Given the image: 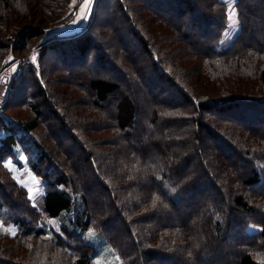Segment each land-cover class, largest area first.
<instances>
[{"label": "trees", "instance_id": "trees-1", "mask_svg": "<svg viewBox=\"0 0 264 264\" xmlns=\"http://www.w3.org/2000/svg\"><path fill=\"white\" fill-rule=\"evenodd\" d=\"M1 1L0 66L11 48L30 51L5 105L19 96L29 113L0 121V218L17 228L0 231V264H101L99 240L117 264H264V0H233L229 38L227 0H97L84 29L45 39L38 67L40 42L26 38L42 32L16 47L4 38L77 0ZM68 51L99 70H71ZM225 79L234 83L213 86ZM22 154L43 181L41 206L5 164L23 165Z\"/></svg>", "mask_w": 264, "mask_h": 264}, {"label": "rangeland", "instance_id": "rangeland-1", "mask_svg": "<svg viewBox=\"0 0 264 264\" xmlns=\"http://www.w3.org/2000/svg\"><path fill=\"white\" fill-rule=\"evenodd\" d=\"M19 1H21V0H19ZM24 1L30 2V0H22L23 4H24ZM227 1H229L230 14H229V28L226 31L225 36L227 38H229L237 32L238 24H237V18H236L237 11L234 7L233 0H227ZM96 2H97V0H89L90 6L85 9V7H84L85 0H77L76 3L71 4L67 8L66 11L62 12L63 15L59 19H56L53 21H49V19H48L47 24H45L43 26H37L38 23H36L35 26H33V24L30 23V21L28 20L26 23L28 25H30L29 26V27H31L30 29L25 30V31L23 30L22 32H19L17 36L15 35L16 37L7 36L4 38V41L6 43H8V45H11V47L12 46L16 47L17 42L20 39L25 38L26 35L33 34L34 32H37V31L42 32L41 33L42 35L40 34L39 37L36 38V40H35V36H33V37L29 36L28 38H26V40H29V39L33 40L35 43L37 42V40L40 42L39 45H37L38 43L36 44V46L34 44V47L31 50L32 54L30 55L31 63H34L35 65H37L36 67H38L39 66L38 58L40 55L41 46L45 43V39L48 36L55 34V33H57V34H70V33H75V32L77 33L78 31L84 29V26L87 25L88 23H90V21L92 19V15H93V12L95 10ZM26 6H28V3L26 4ZM26 6H24V8H26ZM3 10H4V7L2 4V1L0 0V16H1V14H3ZM24 12H26V14H27V11H24ZM170 12H173V11H170ZM28 15L29 14H27V16H25V21L27 20V18H29ZM121 24H122V27H121L122 33L123 32L126 33L125 34V41L128 44L127 46L132 51V54L134 55L135 59L138 60V63L141 66V68H143V71H145L147 75L148 74L151 75L152 74V68L150 66V60L148 58L147 52L140 45L139 41L136 38H134L132 35H130V33L128 32L127 24H125L123 22ZM195 31H196V35H197L198 34L197 27L195 28ZM104 45H105L104 49L109 51V45H108V49L106 47V44H104ZM29 51H30L29 47H26V49L23 48L21 51H17V52H13V49L11 48L10 52L5 56V59L2 62L1 66L3 65V63L5 61L12 62L13 67H14L13 74H15L16 70H18L20 68L19 66H22L23 63L24 64L27 63L25 61L27 59L24 58V56L26 57V55ZM55 54H56V52L48 51L46 66L49 64L50 59H55ZM33 56L36 57L35 60L32 59ZM65 58L67 61L66 66L68 68H70L71 70H73L74 68H78L81 71V70H83L81 68L85 67V69L83 70L84 76L91 77V76L95 75V71L99 70V67L97 66V64L95 62H92L91 60H88L87 63H85V61L84 62L83 61L82 62L81 61L74 62L75 57H72V55L69 53V51L66 53ZM1 66H0V69H1ZM228 68L231 69V67H228ZM64 74L65 73L63 71H59V72H56L54 75L58 76V77H62ZM115 75H116V73H115ZM230 79L233 80L234 78H230ZM232 80L228 81L227 79H225L220 83L219 82L214 83L213 86L222 89V87H226L227 84L232 85V83H234ZM157 81H158V86H161L162 82L158 78H157ZM65 84H63V87L65 86ZM19 89H20V92H18V94L22 93L23 91H29L27 89V87H19ZM176 92L177 91L173 87H167V89L165 91V96H167V98H172V99L175 98L177 100L178 99L182 100L180 95L177 94ZM17 98H19V96H17L15 99H13L11 102V105L6 108L5 115H6V113L7 114L11 113L16 117H24L26 114L29 113V110L21 102L17 101V103L13 104V102ZM52 122L55 123L56 125L58 124V120L55 118L52 119ZM38 130L41 131L42 134H44L45 131L47 132V128H46V126H44V124L41 125L38 128ZM58 133H59V129L57 130V134ZM61 140L64 142L65 146L71 145V143L68 142V140L66 139V137L64 135L61 137ZM74 148H76V147H74ZM21 159L22 160L24 159L23 161L25 162L26 161V155L22 154ZM5 164H6L7 168H9L12 171L13 175L16 177V179L19 181V183L22 184L28 190L29 194L31 195V197L33 199V202H35L41 206L43 203V195L45 193V187H44V184H43V181L41 180V178H39L29 167H26V165L25 166H17L16 161H15V157H13V156H9L6 159ZM208 188H210L209 185H208ZM210 192L213 193L212 190ZM214 193H213V195H215ZM0 215H2V214L0 213ZM59 222L60 221L57 219H51L49 221V224H51L55 228H58L59 224H60ZM46 223H47V221H46ZM0 231L1 232H7L10 234L11 233L14 234L17 231V228L13 224L9 223L8 221H6V220L4 221L2 218H0ZM8 241L9 240H5V239L0 240V248L5 243H7ZM99 241H95V242L100 245V248H99L100 252H99L98 259L101 262V264H117L113 254L109 253L108 250L106 249V245L104 244L102 246L101 242H99ZM2 248H4V247H2ZM5 250L8 251V249H5ZM19 252H25V250L22 249ZM2 257H3L2 259H10V260L14 261L10 257V255L2 256ZM15 263H17V264L23 263L24 264L25 262L17 259V260H15Z\"/></svg>", "mask_w": 264, "mask_h": 264}, {"label": "built area", "instance_id": "built-area-1", "mask_svg": "<svg viewBox=\"0 0 264 264\" xmlns=\"http://www.w3.org/2000/svg\"><path fill=\"white\" fill-rule=\"evenodd\" d=\"M15 63V62H14ZM14 67L12 62L5 61L0 69V121L5 116V105L12 88Z\"/></svg>", "mask_w": 264, "mask_h": 264}, {"label": "snow or ice", "instance_id": "snow-or-ice-1", "mask_svg": "<svg viewBox=\"0 0 264 264\" xmlns=\"http://www.w3.org/2000/svg\"><path fill=\"white\" fill-rule=\"evenodd\" d=\"M89 6H90V4H89V0H85V5H84L85 9L88 8ZM32 59L35 60L36 57L33 56Z\"/></svg>", "mask_w": 264, "mask_h": 264}, {"label": "crops", "instance_id": "crops-1", "mask_svg": "<svg viewBox=\"0 0 264 264\" xmlns=\"http://www.w3.org/2000/svg\"><path fill=\"white\" fill-rule=\"evenodd\" d=\"M24 160V159H23ZM22 160V162L24 163L23 165H20V166H25L26 165V167H29L24 161ZM16 165L17 166H19L17 163H16Z\"/></svg>", "mask_w": 264, "mask_h": 264}]
</instances>
